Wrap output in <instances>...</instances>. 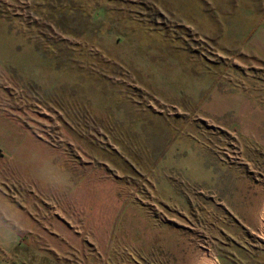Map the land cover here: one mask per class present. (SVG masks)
Listing matches in <instances>:
<instances>
[{
	"label": "rangeland",
	"instance_id": "obj_1",
	"mask_svg": "<svg viewBox=\"0 0 264 264\" xmlns=\"http://www.w3.org/2000/svg\"><path fill=\"white\" fill-rule=\"evenodd\" d=\"M263 214L264 0H0L18 251L264 264Z\"/></svg>",
	"mask_w": 264,
	"mask_h": 264
},
{
	"label": "crops",
	"instance_id": "obj_2",
	"mask_svg": "<svg viewBox=\"0 0 264 264\" xmlns=\"http://www.w3.org/2000/svg\"><path fill=\"white\" fill-rule=\"evenodd\" d=\"M18 231V230H17ZM61 233V232H60ZM42 234V233H41ZM49 234V232L47 233ZM58 234V233H53ZM66 236V232L63 233ZM70 234V233H67ZM34 233H30L26 236V240H30L34 238ZM61 238V234L57 235ZM22 240L23 237H21L19 232H9L7 230H1L0 227V264H43V263H37L34 260V256L32 254H23L22 251L17 250V241ZM68 251V253H61V264H92L90 263L91 257H85V263H82L81 261V250L73 249V250H65L64 252ZM19 252H22L19 254ZM70 252V253H69ZM68 256H71L68 257ZM81 256V259H80ZM20 258V259H19ZM94 264H97V262H94Z\"/></svg>",
	"mask_w": 264,
	"mask_h": 264
},
{
	"label": "bare ground",
	"instance_id": "obj_3",
	"mask_svg": "<svg viewBox=\"0 0 264 264\" xmlns=\"http://www.w3.org/2000/svg\"><path fill=\"white\" fill-rule=\"evenodd\" d=\"M261 222H262V225L264 226V214L261 217Z\"/></svg>",
	"mask_w": 264,
	"mask_h": 264
}]
</instances>
